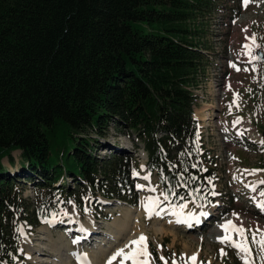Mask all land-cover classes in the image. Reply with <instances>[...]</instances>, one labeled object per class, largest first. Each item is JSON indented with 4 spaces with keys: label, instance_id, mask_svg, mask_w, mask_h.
<instances>
[{
    "label": "trees",
    "instance_id": "1",
    "mask_svg": "<svg viewBox=\"0 0 264 264\" xmlns=\"http://www.w3.org/2000/svg\"><path fill=\"white\" fill-rule=\"evenodd\" d=\"M215 8L214 0H0V264H20L21 227L35 231L49 210L71 211L81 190L139 204L136 157L97 156L111 125L144 147L147 172L173 204L202 193L214 170L194 117L206 63L198 21ZM16 151L21 170L10 172L3 160L14 163ZM32 181L36 203L22 196Z\"/></svg>",
    "mask_w": 264,
    "mask_h": 264
},
{
    "label": "rangeland",
    "instance_id": "2",
    "mask_svg": "<svg viewBox=\"0 0 264 264\" xmlns=\"http://www.w3.org/2000/svg\"><path fill=\"white\" fill-rule=\"evenodd\" d=\"M214 2V13L205 20L198 21L206 32L201 35L199 42L205 52L206 63L205 75L196 90L199 103L195 108V118L200 122L202 139L210 151V164L214 170V175L208 178L202 193L181 204L187 205L181 211V205L168 202L169 197L165 199L167 194L161 190L159 178L147 173L145 167L140 165L141 171L134 173L135 188L139 195L137 206L120 200H113L111 204L100 196L95 197L88 190H81L78 205L73 206L71 211L62 210L59 214H54L49 210L46 213L49 214L48 218H44L43 225L35 231L21 227L19 246L25 254V260L21 264H39L34 263L35 251L40 252V243L47 236L54 240L64 236L67 242L76 241L77 233L65 226L72 219L78 222L77 219L80 218L83 223L90 219L97 225L98 231L105 232L107 223L117 219L131 223L132 214L140 216L135 231L147 237L149 264H165V261L167 264H245L244 253L230 243L221 242L220 238L225 236L222 225L228 221L246 229L253 264H264V251L252 242L254 232L257 239L264 232V208L259 206L264 201V197L260 195L264 191V184L260 183L264 181V60L249 62L242 47L251 44L250 38L254 36L256 44L262 47L253 49V54L264 56V0H249L247 5L244 0ZM235 13L238 15L235 16ZM238 119L240 123L234 124ZM102 141L106 148L99 151V154L94 152L99 158H108L117 149L122 153L130 152L136 158L141 155L134 149L132 139L117 131L114 125H111L109 135ZM13 157L14 163H10L8 159H4L3 163L10 172H20L21 151L14 152ZM25 173L23 172L24 175ZM68 183L70 188H75V182L70 178ZM252 186H256V191H252ZM67 187L68 185L66 189ZM37 194L36 184L32 183L26 185L22 196L36 203ZM150 198L159 199L156 212L161 217L157 214L149 217L145 204ZM129 210H133L132 214ZM205 210H213V219L198 232H193L188 223H183L187 226L185 228L174 222L169 214L177 212L185 216H198ZM193 222L194 225H201L197 219ZM159 224L164 228L162 234L155 231ZM74 226V229L79 227L75 223ZM232 235L233 240H240L239 235ZM92 238L95 242L96 238ZM92 240L91 245L94 243ZM132 240L129 239L120 248H125ZM27 242L35 246L31 253L25 245ZM71 248L77 251L79 249L75 244ZM193 256L196 257L195 261L191 259ZM72 260L73 258L70 264H76ZM122 260V257H117L112 264H121ZM124 264H132V261H124Z\"/></svg>",
    "mask_w": 264,
    "mask_h": 264
},
{
    "label": "bare ground",
    "instance_id": "3",
    "mask_svg": "<svg viewBox=\"0 0 264 264\" xmlns=\"http://www.w3.org/2000/svg\"><path fill=\"white\" fill-rule=\"evenodd\" d=\"M255 49L256 48H254V50ZM140 157L142 161H145L144 154L142 151ZM32 183L36 184L37 186V183L33 181ZM32 183L29 182L28 184H32ZM132 211L133 210H129L128 212H131L132 214ZM211 211L213 212V210H205L204 212L199 213L198 216L196 215L185 216V214H179L177 212H171L169 214L173 217L174 222L179 223V225H182L185 228H187V226L186 224L183 223H188V226L191 227L190 229L193 232H198V231H202V229H204V226L205 225L207 226L208 222L213 219V214ZM131 216H132L131 223L121 222L118 219L113 221L112 223L110 222L107 223V225L105 226V230H106L105 232L98 231L97 225L95 226V224L91 222L90 219L87 220L86 223H83L79 218L80 221L77 219L78 222L75 223L76 226H79L77 227V229H74L75 227L74 225L69 226L72 229H74L75 233H77V240L75 239L76 241L67 242L68 240L65 239L64 236H60L58 240L57 239L54 240V238H52L51 236H47L48 238L43 239L42 242L40 243L42 247L39 250L40 252L37 253L35 251L36 255L34 254L35 255L34 263L36 262L39 264H70L72 257L74 255L76 256L78 253L75 252L76 250L71 248L72 245L75 244L78 247H80L81 245L90 246L87 247L86 249L81 248L79 253L82 252L84 256L89 257L90 260H92L93 264H108L109 259L119 249H121L120 248L121 246H123L126 242L128 243L129 239L136 240L141 235H143L135 231L139 225L140 216L137 217V215L134 214H132ZM158 217L161 216L159 215ZM194 219H197L198 222L201 223V225H197V224L194 225L193 222ZM236 225L238 224L236 223ZM65 226L68 225H66L65 223ZM155 231L157 232V234H162L164 233V228L159 224V227H156ZM130 234H132V236H129ZM92 235L96 238L95 242L92 240L94 239L92 238L93 237ZM91 240L92 242H94L93 245H91ZM25 245L28 248L29 253L33 252L35 246L31 245V243L29 242L25 243ZM128 251L129 249L126 250V252ZM97 255L98 256L100 255V258L99 257L97 258ZM41 256L47 258L42 259ZM103 258H105V261ZM144 258L145 257H141L140 259L142 260ZM145 259L148 260V257Z\"/></svg>",
    "mask_w": 264,
    "mask_h": 264
},
{
    "label": "snow or ice",
    "instance_id": "4",
    "mask_svg": "<svg viewBox=\"0 0 264 264\" xmlns=\"http://www.w3.org/2000/svg\"><path fill=\"white\" fill-rule=\"evenodd\" d=\"M249 0H244L245 5ZM251 39V44H245L243 45L244 49V54H246L249 58V62L252 61H257V60H264V56L260 55H254L253 54V49L254 48H261V45L256 44V38L253 36L250 38ZM235 66V65H233ZM239 70V69H237ZM238 94L236 97V100H238ZM238 106V104H237ZM231 107V105H230ZM235 123H240V120L234 121ZM247 171V170H245ZM255 170H253L252 174H254ZM147 179V177H145ZM260 183L264 184V181H261ZM138 187H143V186H138ZM152 191H155V189H151ZM252 191H256V186H252ZM260 195L264 197V191L260 192ZM165 199H168V196L165 195ZM159 204V199L158 198H150L148 203L145 204V208L149 214V217H151L153 214H159L156 212V207ZM187 205H181L180 209L186 207ZM259 206L264 208V201L259 203ZM225 231V236L220 238L222 243H230L231 246L236 248L239 252L244 253L245 256V264H253V261L251 259V248L248 244L247 236H246V229L243 228V226H237L233 224L231 221H228L225 225H222ZM259 231V230H257ZM233 233L237 234L240 236V240L236 241L233 240ZM252 242L257 244L258 248L261 251H264V232L260 233V238L257 239L256 233L254 232L252 235ZM134 246V247H133ZM125 248L129 249L128 252L125 251ZM125 248L119 249L108 261V264H112L114 260H116L117 257H122L123 260L121 261V264H124V261L131 260L132 264H149L147 259L141 260V257L147 258L150 256V254L147 251V237L144 235H141L138 239L132 240L129 242V244L125 245ZM163 259V258H161ZM192 261H195L196 257L193 256ZM165 264L167 262L165 261Z\"/></svg>",
    "mask_w": 264,
    "mask_h": 264
},
{
    "label": "water",
    "instance_id": "5",
    "mask_svg": "<svg viewBox=\"0 0 264 264\" xmlns=\"http://www.w3.org/2000/svg\"><path fill=\"white\" fill-rule=\"evenodd\" d=\"M111 204H113V201H110Z\"/></svg>",
    "mask_w": 264,
    "mask_h": 264
}]
</instances>
